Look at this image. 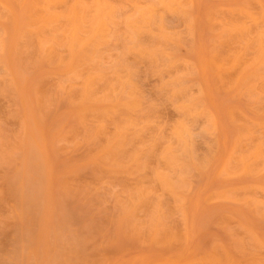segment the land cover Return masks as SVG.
<instances>
[{
    "label": "rangeland",
    "instance_id": "rangeland-1",
    "mask_svg": "<svg viewBox=\"0 0 264 264\" xmlns=\"http://www.w3.org/2000/svg\"><path fill=\"white\" fill-rule=\"evenodd\" d=\"M0 264H264V0H0Z\"/></svg>",
    "mask_w": 264,
    "mask_h": 264
}]
</instances>
